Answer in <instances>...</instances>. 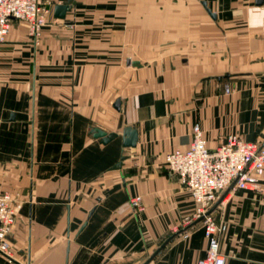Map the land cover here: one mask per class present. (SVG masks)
<instances>
[{"label": "crops", "instance_id": "0c3cea01", "mask_svg": "<svg viewBox=\"0 0 264 264\" xmlns=\"http://www.w3.org/2000/svg\"><path fill=\"white\" fill-rule=\"evenodd\" d=\"M195 122L210 147L264 139V0H72L36 43L13 19L0 186L22 204L0 264H142L181 228L148 264H195L208 241L200 220L182 224L194 202L164 163ZM93 126L115 134L103 142ZM211 212L226 223L225 264H264V176Z\"/></svg>", "mask_w": 264, "mask_h": 264}, {"label": "built area", "instance_id": "2783aa9c", "mask_svg": "<svg viewBox=\"0 0 264 264\" xmlns=\"http://www.w3.org/2000/svg\"><path fill=\"white\" fill-rule=\"evenodd\" d=\"M61 1L0 0V42L5 41L11 22L16 19L24 24L28 36L36 43L54 4ZM224 89L228 92L229 86L226 84ZM260 144L229 133L216 146L210 147L200 124L195 122L188 146L164 154L166 167L178 173L194 202L192 214L186 215L182 224L202 217L200 222L208 246L195 264H225L219 240L226 223L207 210L234 179L232 190L260 188L264 176V145ZM21 204L22 200L0 186V253L6 256H11L8 233ZM130 204L140 209V197H132Z\"/></svg>", "mask_w": 264, "mask_h": 264}, {"label": "water", "instance_id": "95a60500", "mask_svg": "<svg viewBox=\"0 0 264 264\" xmlns=\"http://www.w3.org/2000/svg\"><path fill=\"white\" fill-rule=\"evenodd\" d=\"M72 0H62L61 2L55 3L53 6V15L55 17H60V18H64L66 11L69 9L70 3ZM261 1V0H258ZM115 105H118V100L116 101ZM92 134L96 137H101V140L103 142H107L109 141L115 133H107L105 130L97 127V126H93L92 129ZM122 137H123V145L124 146H134L136 141H137V130L135 127L127 125L124 127L123 132H122ZM261 146L264 145V139L262 140ZM235 182V179L230 183V185L222 192V194L218 197V199L213 203V205L207 210V213L211 212L216 205L219 203V201L221 200V198L224 196L225 193H227L233 186ZM202 217L196 218L194 221L191 222V224L198 222ZM186 228V227H185ZM182 230H184V228H181L180 230H178L177 232H174L172 234H170L169 236H167V238H165V240H163V242L157 247V249L150 254V256H148V258L142 263V264H148V262L155 256V254L160 251V249L164 246V244L166 242H168L171 238H173L176 234H178L179 232H181Z\"/></svg>", "mask_w": 264, "mask_h": 264}, {"label": "rangeland", "instance_id": "374dc122", "mask_svg": "<svg viewBox=\"0 0 264 264\" xmlns=\"http://www.w3.org/2000/svg\"><path fill=\"white\" fill-rule=\"evenodd\" d=\"M18 22H20L19 20H17ZM227 197V196H226Z\"/></svg>", "mask_w": 264, "mask_h": 264}]
</instances>
